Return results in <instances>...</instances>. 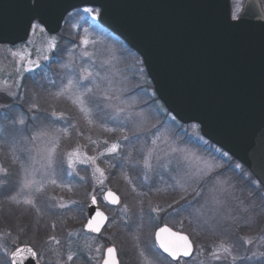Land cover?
<instances>
[{
  "label": "rangeland",
  "instance_id": "obj_1",
  "mask_svg": "<svg viewBox=\"0 0 264 264\" xmlns=\"http://www.w3.org/2000/svg\"><path fill=\"white\" fill-rule=\"evenodd\" d=\"M259 1L264 11V0ZM229 2H231L230 10L232 11L237 4V0H229ZM243 2L244 0H239L241 5ZM85 29H87V33H85ZM60 31L61 33L58 35H49L45 31L43 33L39 31L32 33L30 31L26 44H18L15 47L0 46V88L4 89L3 91H0V166L7 168L8 172H10L9 165H5V163L10 165L12 164L13 166L11 175H9L11 179H7V175L5 176L4 174L0 173V182H3L0 184V195L2 196L1 200L5 202V206L8 203L13 205L15 204L9 200L10 196H14L19 193L20 195L18 198L23 200V198L27 195V191H20V178L22 176V170L19 161L27 163V158L29 155L28 152L23 150V147L27 146L23 145L20 135H18L13 129L12 121L15 119L8 117V114L5 112V110H7L6 108L8 107L7 101H10L16 96H18L19 100L21 101L24 99L26 94L25 86H21L19 89H17L15 84L18 83L22 85L25 75L32 74L29 76V80L34 85L38 84L39 82V78L36 79L38 76L42 77L43 79H48L47 75H50V73L48 71L42 73L41 68L50 62L53 52L56 49L49 50L48 44L50 39L54 37L57 45H59L60 39L62 37L60 34H62L66 37V41H64L65 47L67 49L63 57L60 59V63L58 64L60 65L59 68H61V74L60 77L57 78L56 85L60 89L67 84L69 78L79 79L83 74L84 69L92 72L93 78L90 81H83L82 83L93 88V94L90 97V100L92 102V107L94 108L95 124L89 125L82 118H78L80 114L72 102L67 98H62L60 99V102H63L64 100L72 104L71 106L76 110L75 117L77 118H74V122L68 123L65 121L67 116L64 114L65 119L54 122L53 126L55 128L67 127L69 128L70 132H76V130H79L80 128L96 130V128H102L100 126L101 122H103L105 125L111 124L113 127L118 128L117 122L110 119V117L114 115L113 109L104 106L103 95L105 93H114L119 97V100L112 101L113 104H119L121 101L124 102V105L122 106L132 104L135 106V111H142L148 118L144 125V128L147 131L141 132L139 138L133 137L132 131L121 130L122 134L120 137L130 133V135H128L130 137V142L124 141L123 139L120 140L121 144L124 142L123 149L125 152H127V154L131 153L132 155L135 153V156L134 158L132 157L130 163H124L122 165L124 169V190L127 194L134 195L133 198L129 199V201L125 198V202H121L120 205L112 207L111 209L107 208L108 205L105 204L102 199L103 192L106 189H111L107 185L106 172L104 183L103 185H100L92 176L91 165L78 163L74 169H69L65 163L63 164L62 168L58 166L57 175L55 177L57 180V185H52L50 183L46 184V191L43 193V195L37 197L36 207L40 209V212H37L35 208L29 206L32 213L33 211L36 213L37 218L40 215L42 216V225L49 226L51 231L54 232L57 228L63 226L65 234L62 233L58 237L55 236L61 241V244L57 247L61 246L63 249V253H61L60 256L62 264L63 261L67 260V253L69 250L76 253V256H82L85 258L89 264H100L102 261L101 253H97L94 249L101 245L106 248L107 246L113 245L116 242L113 237L114 231L112 228V223L116 222L118 218L125 216L122 215L121 212L123 204L127 203L129 205V208L131 209L129 215L133 216L138 213V210H136V208L139 207L138 199L147 196V194L157 195L159 194L157 193L158 190L164 194L175 195L172 199L173 201L167 204V206L165 205V207H172L173 209H170V212L181 210V218H186V225L192 226L193 230L191 229V232L193 231L194 233L192 234H196L194 237L196 238L195 240L197 243L194 246L193 255L189 259V262H179V264H242L243 262L246 264H264V256L260 255L261 253H264V241L260 239V237L264 235L263 224L258 227V233L247 236L253 239L252 244H244L241 240L243 250L237 251V249L234 247L233 254L238 257L235 262H233L230 257L220 261H214L210 258V253L213 251L215 244L219 242L218 238H221L219 234L223 227L217 229L215 233H213L206 225L203 224L204 219H209L210 217L217 215H241L239 212L240 206L238 201L217 191V189L221 188L222 185L217 184L216 181H227L228 184L232 186L234 196L244 198L248 191L255 190V186L247 181H242L243 184L240 182L239 185L237 183L238 181L235 180L234 177L239 174L240 176H243L244 179H248L249 174L245 172L239 164L234 163L228 155L225 156L224 153L220 151V149L214 147L209 142L204 140L195 124L182 126L180 122L175 120L174 117L165 110L160 101L155 99L156 97L154 95V91L150 88L149 79L146 76L140 57L134 51L129 49V47L126 46L122 40H120L106 28L102 27L98 23L97 17L93 18L92 15L85 13L83 9L74 10V12H68V14L65 16L64 22L61 25ZM82 38H87L90 43L87 46L82 45ZM85 51H87L89 55L85 56ZM12 53H17L18 55L13 56ZM20 54H23L32 61L38 62L37 66L32 68V71H25L21 74L23 77L22 80L16 74L15 68L19 67L21 63H23L24 66L28 65L26 61L22 62L20 60ZM45 55L48 56V59H44ZM65 65H67V67H65ZM49 71H51L52 74V70ZM53 72L56 74V69ZM3 81H7V85H4L2 83ZM50 84L52 85V83ZM36 88V92L39 96L45 92V89H43L41 86ZM9 91L13 92L14 95H8ZM55 92L56 88L53 93ZM96 104L100 105L99 109L95 108ZM30 105L31 104H29L28 107L29 109ZM121 117H123V114H121ZM37 120L40 123V120ZM33 122L34 119L31 117V123ZM42 125H45L43 121L40 123V125L38 124L32 129L30 127V123H28L25 126V132L23 135L30 136ZM70 125H75L76 128H71L69 127ZM15 127L19 128L20 126L16 125ZM131 127V124H128V128L130 129ZM153 132H156V134L160 137L155 145L152 144V140L156 139V137L152 134ZM105 140L106 139L95 140L98 143L92 148H87V146L82 144L79 146L83 153H86L88 156H95L98 154V152L104 150L103 141ZM115 140L116 139H111L108 141L111 143ZM76 146L78 145L68 148L64 152L71 151ZM13 147L16 148L15 154L19 157V161L15 163L13 162L12 157ZM175 148L183 149L184 152L174 153L172 149ZM149 149H153V156L151 159L152 166L151 168H145L141 163H137V161H141ZM31 155H36V153L33 151ZM184 155H187L193 163H196L197 161H207L212 163L217 166V171L213 173V178H206L204 181L190 184L187 192L181 193L174 191L173 186L176 184L177 180L183 181L182 173L188 166V161L182 159V156ZM118 156H104L98 160L97 163L105 170V168L102 166L103 163L104 165H111L110 160ZM237 165L240 167H236ZM35 167L40 168V164L37 163ZM68 172H71L72 174L68 175ZM14 174L17 175L13 176ZM125 176L131 179L132 184L135 185L137 189V192L144 193L145 195L137 197L135 193H132V186L128 184ZM81 177L84 179H81ZM36 178H41L39 172L37 173ZM248 180L255 181L251 180L250 178ZM90 183L91 187L88 188V191L86 190L84 194H80V192L83 190V187ZM14 186L16 187L15 189H13ZM193 189L200 193V195L197 196L193 192ZM6 194L8 195L6 196ZM93 194H95L96 197L101 200L100 207L102 210L104 206H106V209H108V212L107 210L104 212L111 220V222L109 220L106 225L105 229L107 230L101 232V234L98 236H91L83 232L82 225L84 222L80 228H68L65 226L66 223H70V220H74V218L76 219L81 204H84L83 207L85 212L86 202ZM213 195L218 196L221 200H224L225 203L222 205H216L212 200ZM84 196L85 199L83 202L82 198H84ZM181 196H183L184 199H181ZM61 200L65 204L69 205L71 211L68 209L52 207L53 204H56ZM72 201H75L76 204H72ZM177 201L179 203H176ZM189 201H191V206L188 204ZM247 203L248 201L245 200V204ZM256 203L259 204V200H257ZM169 205L172 206L169 207ZM181 205H183V207H181ZM152 208H154V206ZM152 208L150 211L152 220L150 222L148 221V227L152 224H155V221L157 223L161 218H163L173 223L171 224L167 222V225L173 229L179 231L184 230L185 227H183L181 218L177 219L173 216L169 218L167 217L168 214L165 213L168 210L161 208L162 210L159 213H156L152 211ZM196 209H200L201 213H203L199 219H197L199 214L196 212ZM171 215H174V213ZM8 218V220L11 221L12 226L7 227L6 224L1 223L3 219L0 220V233H10L12 236H15L18 230L23 227L25 229L22 235L23 237L27 233L28 218L25 217L24 219L19 220L17 217H13L10 213ZM37 218L35 217L36 222L38 220ZM73 222H75V220ZM63 223L65 224L63 225ZM242 224L243 221L241 220L240 225ZM223 226H234V228L237 227L235 225H230L229 223H226ZM149 231L147 230L146 233H144L145 235L143 234L144 236L142 240L139 241V244L141 248L148 250V253L151 256L153 234L151 239H149ZM68 233H73V235L69 236ZM198 237L201 239V241L198 239ZM223 237L227 239V236L223 235ZM4 242L8 243L9 245L11 243L10 240ZM228 243L233 244L231 241ZM86 244L92 245L91 251L85 247ZM52 246L56 247L55 245ZM45 248L46 247L44 246L40 247L43 256L39 262L41 264H56L57 257L54 256L53 261L49 259V257L46 255ZM117 249L118 258L120 260L122 252H129L133 249V241L123 239L122 246L117 247ZM155 251L157 252V249ZM101 252H103V248L101 249ZM76 256H74V258ZM90 257L92 259H90ZM153 259L155 260V264H159V262L166 264L160 253L158 257H153ZM0 264H6V260L0 259ZM138 264H140V260Z\"/></svg>",
  "mask_w": 264,
  "mask_h": 264
},
{
  "label": "water",
  "instance_id": "obj_2",
  "mask_svg": "<svg viewBox=\"0 0 264 264\" xmlns=\"http://www.w3.org/2000/svg\"><path fill=\"white\" fill-rule=\"evenodd\" d=\"M82 7L97 8L98 22L141 57L169 113L182 124L196 123L204 138L264 181V12L259 0H244V19L237 27H231L236 22L230 20L229 0H0V45L26 44V24L34 15L45 21L47 34L55 35L66 14ZM96 208L102 211L89 198L82 229L93 235L99 233L84 225Z\"/></svg>",
  "mask_w": 264,
  "mask_h": 264
},
{
  "label": "snow or ice",
  "instance_id": "obj_3",
  "mask_svg": "<svg viewBox=\"0 0 264 264\" xmlns=\"http://www.w3.org/2000/svg\"><path fill=\"white\" fill-rule=\"evenodd\" d=\"M83 11L92 15L93 18H96L100 15L98 10H95L91 7H85ZM242 13V5L239 3V0H237V4L230 13V20L236 22L233 23L231 27H237L239 23L243 22L244 17ZM44 25L45 21L38 15H34L27 21L26 28L32 33H36L37 31L43 33L45 31ZM85 33H87V29H85ZM89 43L90 42L87 38L81 39L82 45L87 46ZM56 45L57 42L53 37L49 41L48 49H55ZM12 55L16 56L18 54L12 53ZM84 55L87 56L89 54L87 51H85ZM44 59H48V56L45 55ZM20 60L22 62L26 61L28 65L24 66V64L21 63L19 67L15 68L16 74L22 80L23 77L21 74L25 71H32V68L37 66L38 62L32 61L23 54H20ZM65 67H67V65H65ZM92 78L93 73L89 72L87 69H84L83 74L79 79L69 78L67 84L55 93H50L47 97H40L37 95L34 101L31 103L29 110H41V100L46 103H51L58 101L61 98H67L76 107L81 118L86 121L87 124L94 125L95 113L90 100V97L93 94V88L82 83L83 81H90ZM2 83L7 85V81H3ZM21 86L22 85L18 83L15 84L17 89H19ZM3 90V88H0V91ZM8 95L12 96L14 93L9 91ZM114 100H119V97L114 93H105L103 95L104 106L113 109L114 115L110 117V119L117 122L118 128H107L103 122H101L100 126L104 131L112 133L116 132L117 130H129L132 131L133 137L139 138L141 132L147 131L144 128V125L148 119L147 116L142 111H135V106L132 104L122 106L124 105L123 101H121L119 104H113L112 101ZM99 107V104L95 105L96 109H99ZM121 114H123V117H121ZM50 115L51 117L55 118V120L65 119L63 113L58 114L56 111H52ZM33 119H35V117H33ZM128 124H131L132 126L130 129L128 128ZM12 125L14 131L20 135L23 145L27 146L23 147V150L28 152L29 155L27 158V163L19 161V157L15 154L16 148L13 147L12 149L13 162L15 163L19 161L22 170V176L20 178V191H27V195L23 198V200H21L18 198L20 194L17 193L14 196H10L9 200L17 205L24 204L31 206L32 208H35L37 212H40V209L36 207V199L38 196L43 195V193L46 191V184L50 183L52 185H57V180L55 177L57 175L58 166L62 168L63 164L66 163L69 169H74L78 163L91 165L93 178L96 179L98 184L103 185L105 179V170L100 167L97 161L104 156H118L122 147L120 143L121 139L130 142V137L128 135L118 137L114 142L111 143H109L108 140H105L103 141L104 150L98 152V154L95 156H88L86 153H83L79 145L73 148L71 151L62 153L59 151L61 141L65 137L69 136V128H55L53 126L54 121H51L48 124L42 125L30 136H25L23 133L25 132L26 117L23 113L19 114L17 118L12 121ZM16 125L21 127L16 128ZM69 127L76 128L75 125H70ZM152 134L156 137V139L152 140V144L155 145L160 137L156 134V132H153ZM88 139L92 144L98 143L97 141L92 140L91 137ZM33 151L36 153V155H31ZM172 151L174 153L184 152L183 149L179 148L172 149ZM224 155L227 156V153H224ZM152 156L153 149H149L147 154L143 156L142 160L137 161V163H141L145 168H151ZM125 158L131 160V153H129ZM182 159L188 161V166L182 173L183 181L177 180L176 184L173 186V190L176 192H187L190 184L204 181L206 178H213V173L217 171V166L207 161H197L196 163H193L187 155L182 156ZM37 163L40 164V168L35 167ZM236 167L240 166L237 165ZM38 172L41 175L40 179L36 178ZM0 173L6 176L8 173L7 168L0 166ZM71 174V172H68V175ZM81 179L84 178L81 177ZM125 179L127 180L128 184L132 186V193H135L137 197L145 195L144 193L137 192V189L135 185L132 184L131 179H129L127 176H125ZM2 183L3 182H0V184ZM216 183L222 185V187L217 189V191L238 201L240 206L239 212L241 215H217L210 217L209 219H204L203 224L206 225L210 231L215 233L217 229L222 228L226 223L239 227L241 220L245 226L250 228L258 222L260 216L264 215V187H262L264 186V181H250V183L255 186V190L248 191L244 198L234 196L232 186L229 185L227 181L218 180ZM193 192L197 196L200 195V193L196 192L195 189H193ZM103 198L108 204L111 205H120L122 202L121 196L111 189L103 192ZM181 199H184V197L181 196ZM90 200L92 205H97V197L95 194L91 195ZM212 200L216 205H222L225 203L224 200H221L216 195H213ZM245 200L248 201L247 204H245ZM257 200H259V204L256 203ZM176 203L179 202L177 201ZM72 204H76V202L72 201ZM188 204L191 206V201H189ZM171 206L172 205H169V207ZM52 207L68 209L71 211L69 205L65 204L62 200L56 204H53ZM181 207H183V205H181ZM161 210L162 209L159 206L152 208V211L156 213H159ZM129 211V205L124 203L121 210L122 215L126 216ZM196 212L199 214L197 216V219H199L203 213H201L200 209H196ZM108 221L109 217L106 216L103 211H100L98 208H96L94 209V215L87 219V223L84 225V228H86L89 232L100 233ZM142 227L143 216L141 215L140 224L137 225V228L139 229ZM24 231L25 229L23 227L20 228L15 236H12L10 233H0V259L6 260V264H29V261L33 262V264H39V261L42 259L43 253L41 249L36 246V244L21 239ZM68 235L72 236L73 233H68ZM153 236L154 242L151 245V256L149 255L148 250L140 247L139 236H132L134 247H136L138 251L140 264H155L153 257H158L159 255V253L155 251L156 249L162 250L163 253H166L167 256L171 258L172 261H176V264H179L181 258L191 257L193 255L194 241L190 239L188 234L174 231L171 227L165 225L154 231ZM240 239L244 244L250 245L253 243V239L247 236H242ZM260 239L264 241V235H262ZM7 240H10V245L4 242ZM45 244L49 245L47 251L57 257L56 264H62L60 260V249L58 247L52 246H59L61 241L55 236H51L49 237L48 241H45ZM85 247H87L90 251L92 250L91 244H86ZM102 248L103 252H101ZM94 250L97 253H101L103 264H120L117 254L118 249L114 244L107 246L106 248L102 245L97 246ZM233 251L234 245L221 239L215 244L213 251L210 253V258L214 261H220L230 257L231 260L235 262L238 257L233 254ZM260 255L264 256V253H261ZM74 256H76V253L69 250L67 253V260L63 261V264H71ZM90 259L92 258L90 257Z\"/></svg>",
  "mask_w": 264,
  "mask_h": 264
},
{
  "label": "trees",
  "instance_id": "obj_4",
  "mask_svg": "<svg viewBox=\"0 0 264 264\" xmlns=\"http://www.w3.org/2000/svg\"><path fill=\"white\" fill-rule=\"evenodd\" d=\"M231 5V2H230ZM77 10H81V9H77ZM61 33V31H60ZM58 35V34H57ZM62 37L60 39L59 45H57L55 51L53 52V56L50 60L49 63L45 64L41 69H42V73L45 72H49L50 75H47L48 79H43L42 77H36L39 78L38 79V84L34 85L30 80H29V75H25V78L22 81V86H25V97L24 99L21 101L19 100L18 96L14 97L13 99H11L10 101H7V110H5L6 114H8V117L16 119V116H18L19 114L23 113L26 117L27 123H30V127L33 129V127L37 126L38 124L40 125V123L43 121L44 124H48L51 121L54 122H58L60 120H55V118L51 117L50 113L52 111H56L57 113L61 112L63 114H65L67 117V119H65V121H67L68 123L74 122V118L75 117V108H73L70 102L68 101H64L60 102V100L55 101V102H51V103H46L43 100H41L40 102V108L41 110L37 111V110H29V104H31L34 101V97L38 95V93L36 92L37 88L36 87H42L43 89H45V92L43 94L40 95V97H47L48 94L53 93L55 91H58V86L56 85V81L57 78L60 77L61 74V68H59L60 65H58L60 63V59L63 57L65 51H66V47H65V39L66 37L63 36L62 34H60ZM65 40V41H64ZM75 43V42H73ZM4 46V45H1ZM141 59V58H140ZM56 64V65H55ZM58 65V67H57ZM143 65V63H142ZM56 67V68H55ZM144 67V66H143ZM57 71L56 74H54L53 71ZM52 70V75L51 71ZM40 73V74H42ZM146 73V72H145ZM33 74H37V73H33ZM147 76V75H146ZM52 83V85L50 84ZM40 84V85H39ZM149 85L150 88L153 89V86L149 80ZM34 93V94H32ZM62 99V98H61ZM157 99V98H155ZM4 102V101H3ZM5 103V102H4ZM75 111H74V110ZM77 114V113H76ZM15 117V118H14ZM31 117H35L34 122L31 123ZM78 118H81V116L79 115ZM40 120V123L38 122V120ZM62 123V122H60ZM105 125V124H104ZM107 128H115L113 127L111 124H106L105 125ZM21 127V126H20ZM122 134V131H116L114 133L112 132H106L103 130V128H96V130H91L88 128H80L79 130L77 129L76 132L69 131V136L65 137L62 141H61V146L59 151L60 152H64L65 150H67L68 148H72L75 145H85L87 146V148H92L94 147L95 144H92L89 142V137H91L92 140H99V139H106V140H111V139H116L118 137H120V135ZM128 135H130V133H127ZM211 144V143H210ZM212 145V144H211ZM121 152L119 154L118 157H114L112 158L111 161V165H104L103 163V167L105 168V172L107 174V185L109 188H111L112 190H114L116 193H118L121 198H122V202H125V198L131 199L133 198V194L129 195L125 192V187H124V169L122 167V165L124 163H130L131 160L126 159L125 157L128 155L127 152H125V150L123 149L124 147V142H122L121 144ZM135 153H133L131 155V157L134 158ZM231 160H233L234 163L239 164L236 160H234L233 158H231ZM5 165H9V171L7 176V179H11V177H9V175H11L12 172V164H6ZM241 166V168L247 172L249 174V178L251 180H255V178L251 175V173L244 168L241 164H239ZM17 175V174H16ZM15 174L13 176H16ZM248 178V179H249ZM235 180H237L238 184L240 185L243 184L242 181H247L250 182L248 179H244L243 176H240L239 174L236 175L234 177ZM75 181V180H74ZM256 181V180H255ZM79 182V181H78ZM16 186V185H15ZM14 186L13 189H15L16 187ZM91 187V183L87 184L86 186L83 187V190L80 192V194H84L86 192V190L88 191V188ZM80 189V188H78ZM10 192V191H9ZM159 194L157 195H151V194H147V196L138 199L139 204H138V208H136V210H138V213H136L135 215L131 216L130 211L128 212V214L122 218H118L116 222L112 223V228L114 231V239L116 240V242L114 243V245L116 247H121L123 244V239H127L129 241L132 240V236L133 235H138L139 236V241L142 240L143 236L145 235L144 233H146V231L150 230V234L148 235L149 239H151L152 234L156 228V224H152L148 227V221L150 222L151 219V208L157 207L159 206L160 208L164 207L165 205L169 204L170 202H172L173 198H174V194H164L161 192H157ZM8 194H6L7 196ZM2 196L0 195V220L3 219V221H1L2 224H6L7 227H11V221H9L8 216L9 213L12 214L13 217H17V219L21 220L24 219L25 217L28 218V224H27V233L21 237L22 240L25 241H29L32 242L34 244H36V246L38 248H40L41 246L46 247V255L49 257V259H51L53 261V257L54 255H52L50 252L47 251V248L49 247L48 244H45V241L49 240V237L51 236H59L62 233L65 234L64 230H63V226H61L60 228H57L54 232L51 231L49 229V226H43L41 222H43L42 216L40 215L38 218L36 216V213L33 211H31L29 206L20 204H6L5 206V202H3L1 200ZM98 198V197H97ZM83 202L85 199L82 198ZM99 203V205L101 204V200H99V198L97 199ZM142 201V203H141ZM84 204H81L79 210H78V215L76 217V219L74 218L75 222H73L74 220H70V223H63V225L65 224V226H67L68 228H74V227H79L82 225V223L85 220V212H84ZM101 206V205H100ZM107 208L111 209L112 207L107 206ZM30 210V211H29ZM104 211L108 209H106V206H104L103 208ZM131 210V209H130ZM129 215V216H128ZM143 216V227L142 228H137V225L140 224V216ZM182 216V211L181 210H177L174 214L173 217L179 219ZM35 217L38 219L36 222ZM40 220V221H39ZM110 220V219H109ZM182 220V224L184 231H186V233L190 236V238L194 241V246L196 245L197 241L195 240L196 238L194 237V235L196 234H192L194 233L193 231L191 232V229L193 230L192 226H187V220L185 217L181 218ZM111 222V220H110ZM165 222H169V221H165ZM261 224L264 225V215L260 216L259 220L257 223H255L252 227H247L244 224L240 225L239 227H229V226H223L222 231L220 232V236L221 238H218V241H220L221 239L225 240L226 242L231 241L234 244L235 249L238 250H243V247L241 245V239L240 237L242 236H248V235H254L256 233H258V227L261 226ZM106 228V227H105ZM103 229L102 232L106 231L107 229ZM187 229V230H185ZM197 229V228H196ZM198 230V229H197ZM144 234V235H143ZM227 236V239L223 237ZM92 236V235H91ZM198 239L201 241V239L198 237ZM151 241V240H150ZM152 243V242H151ZM57 247V246H56ZM60 249V252L63 253V249L62 247H58ZM158 252V250H157ZM161 257L165 260L166 264H175V262L170 261L167 257L161 255ZM139 262V257H138V251L136 249V247H134L133 244V249L130 250L129 252H125V253H121V259H120V264H138ZM184 263L189 262V259L183 260ZM72 264H89L85 258H83L82 256H76L73 259ZM159 264H163L162 262H159ZM242 264H246L245 262H243ZM254 264V263H253Z\"/></svg>",
  "mask_w": 264,
  "mask_h": 264
},
{
  "label": "flooded vegetation",
  "instance_id": "obj_5",
  "mask_svg": "<svg viewBox=\"0 0 264 264\" xmlns=\"http://www.w3.org/2000/svg\"><path fill=\"white\" fill-rule=\"evenodd\" d=\"M97 203H98V206H99V208L102 210V208L100 207V205H99V202H98V200H97ZM167 206V205H166ZM162 208H164L165 210H168L167 212H165V213H167L168 214V216L167 217H172V216H174V215H171L172 213H174L175 214V212H170V209L172 210L173 208L171 207V208H168V207H162ZM175 209V208H174ZM175 211H176V209H175ZM105 212V211H104ZM106 214V213H105ZM107 215V214H106ZM108 216V215H107ZM166 217V218H167ZM168 218V219H169ZM167 219H163V218H161L157 223H156V221L154 222L155 224H156V229L157 228H159L160 226H162V225H167V222H165ZM170 220V219H169ZM168 221V220H167ZM108 223V222H107ZM169 223H171V224H173L171 221H169ZM167 226H169V225H167ZM170 227V226H169ZM172 228V227H171ZM155 229V230H156ZM173 229V228H172ZM174 231H178V232H182V233H184V234H186L185 232H183V231H179V230H175V229H173ZM85 233V232H84ZM90 235V234H89ZM191 239V238H190ZM109 246H111V245H109ZM158 250V249H157ZM158 252L160 253V251L158 250ZM161 254V253H160ZM164 256V255H163ZM166 257V256H165ZM191 257H188V258H181V260H180V262L181 263H184L183 262V260H186V259H190ZM119 259V258H118ZM172 262H175V264H176V261H172ZM40 263V262H39ZM41 264V263H40Z\"/></svg>",
  "mask_w": 264,
  "mask_h": 264
}]
</instances>
